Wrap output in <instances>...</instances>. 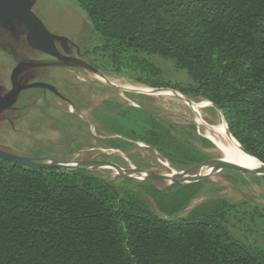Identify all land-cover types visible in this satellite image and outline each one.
I'll use <instances>...</instances> for the list:
<instances>
[{
	"label": "trees",
	"instance_id": "16d2710c",
	"mask_svg": "<svg viewBox=\"0 0 264 264\" xmlns=\"http://www.w3.org/2000/svg\"><path fill=\"white\" fill-rule=\"evenodd\" d=\"M73 1L102 39L94 52L108 51L116 65L142 50L183 65L196 81L183 91L216 105L241 146L264 163V0ZM117 117L110 124L116 135L106 139L112 148L134 139L175 166L196 168L206 159L146 109L130 106ZM201 183L185 185L193 188L182 205ZM225 211L253 226L262 216L248 202L220 198L184 218H165L142 195L92 170L32 168L0 157V264H264L263 249L234 238Z\"/></svg>",
	"mask_w": 264,
	"mask_h": 264
},
{
	"label": "rangeland",
	"instance_id": "374dc122",
	"mask_svg": "<svg viewBox=\"0 0 264 264\" xmlns=\"http://www.w3.org/2000/svg\"><path fill=\"white\" fill-rule=\"evenodd\" d=\"M24 3L49 32L61 55L73 52L77 58L97 67L103 78L84 64L68 66L62 59L37 50L28 39L32 24L0 11V103L11 99L8 105L0 107V149L45 160L52 157L73 162L111 161L125 169L160 174L189 169L186 165H173L155 148L139 140H130L125 149L107 145L106 139L116 135L110 124L118 118L117 113L133 106L150 111L173 133L188 139L205 154V161L221 157L213 143L206 146L195 134L205 137V123L218 124L224 116L212 105L197 113L188 104L186 98L194 103L208 100L183 91L196 85L183 65L147 50L133 52L125 63L116 65L108 51H93L103 45L102 39L76 2L24 0ZM167 90L178 91L184 97L174 92L164 94ZM114 104L120 107L114 109ZM199 116L203 118L202 124L197 121ZM92 171L112 186L142 195L151 209L165 218H184L214 199L248 202L252 209L260 208L258 225L253 226L250 218L236 212L225 211L223 217L235 239L264 250L262 175L222 170L201 180L200 189L182 205L181 198L185 195L186 199L193 188L187 184L132 180L109 167ZM198 171L196 167L190 173ZM174 206L177 209L170 215L167 210ZM209 209L217 211L214 206Z\"/></svg>",
	"mask_w": 264,
	"mask_h": 264
},
{
	"label": "water",
	"instance_id": "95a60500",
	"mask_svg": "<svg viewBox=\"0 0 264 264\" xmlns=\"http://www.w3.org/2000/svg\"><path fill=\"white\" fill-rule=\"evenodd\" d=\"M0 11L11 14V15L13 14V15L19 16L25 19L26 22H30L32 24L30 28V32L28 34V39H29L30 44L32 42L31 35L35 32L36 33L43 32L47 34L50 38H52L49 32L43 26V24L38 20V18L26 7L24 0H0ZM32 46L41 52L52 54L60 59L64 60L67 58V56L61 55L55 50L50 49L48 47L36 46L34 44ZM78 61H79V65L84 64L89 69L97 73H100L97 67L86 62L85 60L79 59ZM109 84L112 86H115L114 84L110 82ZM173 92L180 98L184 97L178 91H173ZM185 100L188 103H193V101L190 100L189 98H186ZM10 102H11V99H5L0 103V107H4L8 105ZM210 104L220 111V109L216 105L212 104L211 102ZM226 125H227L228 134L232 136L234 139H236L233 136V134L230 132L227 122H226ZM205 137L209 139L215 146H217L215 142L212 141L209 137L207 136ZM237 142L239 143L238 140ZM240 147L247 154H249L241 146V144H240ZM221 154L222 156L220 158L209 159L199 164L197 166L199 168V171L194 174L190 173L192 169L194 168H189L181 172L175 171L173 174H160V173H156L152 171H145L143 169H138V168L125 169L119 164L111 162V161H74L73 162V161L60 160V159L52 158V157L45 160L44 158L22 157V156L8 153L7 151L0 149V157L5 158L21 166L32 167V168L59 167L62 169H67V170H76V169L95 170L98 168L109 167V168L115 169L122 176L132 179V180H137V181L168 180L172 183L190 184V183L204 180L225 169H230V170H234V171L242 172V173H251V174H257V175L264 176V163L263 162H262L263 166L261 168H251L248 166H244V165L229 161L225 158L224 153L221 152Z\"/></svg>",
	"mask_w": 264,
	"mask_h": 264
},
{
	"label": "bare ground",
	"instance_id": "6f19581e",
	"mask_svg": "<svg viewBox=\"0 0 264 264\" xmlns=\"http://www.w3.org/2000/svg\"><path fill=\"white\" fill-rule=\"evenodd\" d=\"M32 45L36 46H45L50 49L56 50L57 47L53 41L52 38H50L47 34L43 32L33 33L31 35ZM67 49V48H66ZM66 59H62V63L68 66H78L79 65V58L75 56V54L71 51H68ZM61 63V62H60ZM97 75L100 78H103V75L101 73H97ZM102 80V79H101ZM167 95H172L173 91L167 90L163 92ZM176 95V94H175ZM186 102V101H185ZM189 104V103H188ZM192 108L199 113V110L203 107L211 106L209 101H203L199 103H190ZM192 109V110H193ZM197 121L202 124L203 118L201 116L198 117ZM197 123V122H196ZM205 131L204 135L209 137L212 141L215 142L217 145V149L224 153V156L227 160L248 166L251 168H261L263 166L262 162L253 158L249 154H247L242 148L240 147V144L237 142L236 139H234L232 136H230L227 132V125L226 121L224 119H221L218 124L215 125H209L205 123ZM222 156V155H221ZM208 171V170H207Z\"/></svg>",
	"mask_w": 264,
	"mask_h": 264
},
{
	"label": "flooded vegetation",
	"instance_id": "af4514ba",
	"mask_svg": "<svg viewBox=\"0 0 264 264\" xmlns=\"http://www.w3.org/2000/svg\"><path fill=\"white\" fill-rule=\"evenodd\" d=\"M55 51H56V50H55ZM56 52H58V51H56ZM43 53H44V52H43ZM58 53L60 54V52H58ZM46 54L49 55V56L52 55V54H49V53H46ZM52 56H54V55H52ZM55 57H56V56H55ZM57 58H58V57H57ZM42 62H43V63H48L49 61H47V62H46V61H42Z\"/></svg>",
	"mask_w": 264,
	"mask_h": 264
}]
</instances>
